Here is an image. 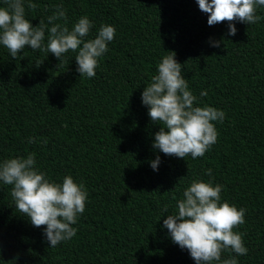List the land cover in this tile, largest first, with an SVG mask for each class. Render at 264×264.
<instances>
[{"label": "trees", "instance_id": "trees-1", "mask_svg": "<svg viewBox=\"0 0 264 264\" xmlns=\"http://www.w3.org/2000/svg\"><path fill=\"white\" fill-rule=\"evenodd\" d=\"M32 3L37 7L25 4V17L33 26L43 20L50 28L47 18L62 5L67 20L56 22L70 31L81 17L92 22L85 41L102 25L116 34L92 78L80 76L71 51L59 60L26 46L13 59L0 45V163L35 153L34 167L48 179L62 184L70 175L88 193L72 225L76 235L50 247L46 226L18 213L12 186L0 181V264H196L163 226L193 181L222 185L221 203L246 209V222L234 231L248 252L225 251L221 259L264 264V7L259 22L237 21L229 36L227 22L208 25L197 0ZM47 36L48 29L45 46ZM171 51L198 98L194 106L225 113L213 122L217 142L196 159L153 148L160 125L141 99Z\"/></svg>", "mask_w": 264, "mask_h": 264}, {"label": "clouds", "instance_id": "clouds-1", "mask_svg": "<svg viewBox=\"0 0 264 264\" xmlns=\"http://www.w3.org/2000/svg\"><path fill=\"white\" fill-rule=\"evenodd\" d=\"M5 3L6 7H0V45L7 48L13 59L26 46L50 52L59 60L71 51L76 53L80 76L95 77L98 58L108 51V44L115 37L114 26L102 25L94 39L85 41L93 26L86 16L79 18L70 31L65 24L56 22L67 20L62 5H57V11L47 18L50 28L43 20L33 26L25 17V4L32 10L37 7L32 0H5ZM197 3L208 14L209 26L228 23L229 36L236 35L237 21L248 25L259 22L262 17L257 15V9L264 7V0H197ZM212 46L220 47V41H212ZM206 95V91L201 92V96ZM141 99L148 106L151 121L160 125L154 134V149L168 156L190 155L196 159L203 157L217 142L218 132L213 122H223L225 113L211 106H194L198 98L189 89L174 52L159 63L158 74L144 88ZM32 142L30 138L29 143ZM159 163L157 156L151 167L158 170ZM35 164V153L5 160L0 163V181L12 186L11 196L17 212L30 218L34 227L46 226L45 238L50 247H56L76 235L77 229L72 225L84 213L88 193L70 175L64 177L62 184L51 181ZM206 173L211 176V169ZM222 188L220 184L213 186L211 181H193L184 191V199L178 201L177 213L167 215L163 221L172 241L187 249L196 264H238L235 257L222 260V253L231 251L239 256L248 252L243 234L234 231L246 222V209L221 203Z\"/></svg>", "mask_w": 264, "mask_h": 264}]
</instances>
